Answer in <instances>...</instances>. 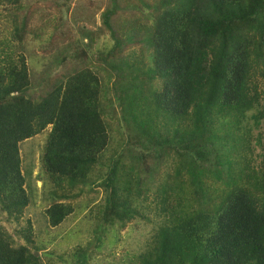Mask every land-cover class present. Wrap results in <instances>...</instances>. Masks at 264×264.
<instances>
[{
  "label": "trees",
  "instance_id": "1",
  "mask_svg": "<svg viewBox=\"0 0 264 264\" xmlns=\"http://www.w3.org/2000/svg\"><path fill=\"white\" fill-rule=\"evenodd\" d=\"M78 3L55 6L76 24L89 18ZM108 5L97 33L110 34L111 48L92 52L96 33L77 28L79 39L54 45L53 78L39 93H30L28 57L0 51V210L7 222L19 225L31 200L20 144L46 130L38 178L52 188L44 215L54 228L75 211L72 201L95 182L109 143L103 102L113 96L118 114L110 118L123 148L97 174L106 199L95 240L104 246L112 229L115 243L129 223L150 221L153 206L160 222L131 264H264V162L247 156L264 127V0ZM1 6L23 11L22 0ZM9 17L11 37L23 41L26 18ZM61 22L54 32L67 27ZM99 71L115 76L112 90H103ZM16 234L0 226V264H42L31 221ZM76 251L75 264H87L85 249Z\"/></svg>",
  "mask_w": 264,
  "mask_h": 264
},
{
  "label": "rangeland",
  "instance_id": "2",
  "mask_svg": "<svg viewBox=\"0 0 264 264\" xmlns=\"http://www.w3.org/2000/svg\"><path fill=\"white\" fill-rule=\"evenodd\" d=\"M62 1L22 0L21 7L23 11L5 6L0 7V43H2L0 51L4 48V53L14 54L15 57L18 54L24 53L23 55L28 57V73L32 82L30 93L32 94L33 92L39 93V90L45 87L47 80L53 78L52 75L55 70L48 71L47 65H50V62L52 63L50 54H55L60 49V47H57L55 51L54 45L60 43L68 47L72 40L80 38L79 28H83L87 35L93 31L96 33L93 38L92 52L95 53L109 49L113 45L112 37L107 31L97 33V28L101 24L100 14L109 6L110 0H79L80 4L78 3V5L80 7L83 5L85 9L89 10L86 14V17L89 15V18L76 24L73 23L71 13L67 14L65 11H59L55 6V2L61 3ZM94 10L95 12L91 14V11L93 12ZM14 12L20 18L25 17L27 20V33L21 42L14 39L13 36L11 37L13 23L11 17H9V13L12 14ZM117 19L119 21L120 18L118 17ZM61 21L67 27L54 32V22L62 23ZM48 41L53 44V49L51 50L47 49ZM0 57H2V54ZM123 57L126 58V55ZM62 65L63 68L71 66L67 62ZM99 72L103 90L106 92V87L109 89L107 91L112 90L116 80L115 76L110 74L111 76L107 77L101 71ZM263 87L264 85L260 84V88ZM108 101H111L115 108L109 106ZM115 101L114 97L111 96L109 100L107 97L103 102V106H105V119L108 124L109 143L95 167V174L92 175L95 182L91 183L88 187L82 188L84 193L78 194L74 201H72L75 211L57 227H50L44 215V209L50 204L49 192L52 188L51 184L48 183L49 181H42L38 178L39 176H43L40 159L48 130L20 144L22 166L26 175L27 190L31 200L19 225L7 222L6 214L0 210V226L5 228L16 239L18 238L16 233L20 230V227H25L26 220L29 219L33 228L35 244L41 247V250L37 253L38 256L43 255L41 258L42 264L49 262L50 264H75L77 248L85 249L84 254L89 257L87 264H131L134 257L147 248L150 236L157 228L158 222H160L152 206V209L148 213L150 221L135 220L129 223L124 229L118 231V239L115 243L111 238L112 229L111 232L106 234L107 241L104 246L95 240L93 230L98 224L96 222L97 209L104 204L106 199V194L102 187H97V184L102 180L98 178L97 174L103 176V173L107 170L106 168L109 167V160L123 148V143L117 132V124L113 123L110 118L113 112H117L118 114ZM262 101L264 103V98ZM260 135L261 140L258 143H253L251 151L247 153V156L252 159L253 164L257 166L264 162V127ZM124 162L129 165L126 159ZM76 190V192L80 191L79 188ZM83 205L86 206L85 209H82ZM44 253H50V255H44Z\"/></svg>",
  "mask_w": 264,
  "mask_h": 264
},
{
  "label": "water",
  "instance_id": "3",
  "mask_svg": "<svg viewBox=\"0 0 264 264\" xmlns=\"http://www.w3.org/2000/svg\"><path fill=\"white\" fill-rule=\"evenodd\" d=\"M35 256H38V253L37 252H35Z\"/></svg>",
  "mask_w": 264,
  "mask_h": 264
}]
</instances>
